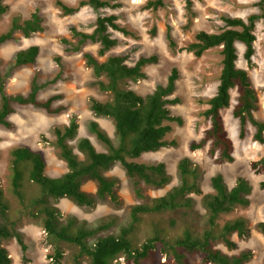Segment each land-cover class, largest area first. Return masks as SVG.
Here are the masks:
<instances>
[{
	"label": "trees",
	"instance_id": "16d2710c",
	"mask_svg": "<svg viewBox=\"0 0 264 264\" xmlns=\"http://www.w3.org/2000/svg\"><path fill=\"white\" fill-rule=\"evenodd\" d=\"M117 0H87L80 2L77 7H69L60 0L55 6L65 16L76 13L81 6L90 5L95 10L105 7H118ZM187 1L188 9L191 8ZM164 6L163 0H149L145 8L156 10ZM260 15H250L246 20L222 16L224 28L218 33L199 31L194 35L193 42L178 49L201 57L206 51L220 48L221 71L218 78L216 93L202 103L208 105L201 115L209 120L210 126L203 133L198 142L189 145L191 152L203 148L209 143L208 154L214 156L218 151L216 161L232 163L233 144L224 128L221 111L229 107L230 91L236 89V103L232 109V116L239 121V137L243 138L247 124L254 128L253 140L264 143V122L257 120L252 112L257 101L256 93L252 88L246 71L236 67V44L245 47L244 58L250 62L254 54L253 44L255 25L264 16V0L258 4ZM8 11L4 0H0V17ZM43 19L38 11L31 13L28 19L21 21L14 18L10 28L0 34V47L14 41L15 34L20 33L23 38L43 31ZM76 45L69 40L61 39V43L69 48L65 53H79L81 46L86 42L97 43V56L104 58L100 61L94 55L84 52L82 58L86 67L91 69L95 79L93 83L101 93L108 94L107 101L101 102L92 97L88 99L89 110L97 117H107L112 120L118 143L114 144L100 126L92 121L90 130L96 139L102 143L107 151L98 152L87 138L77 142V150L83 154L80 160L69 146L68 141L75 138L78 129L76 117H71L68 125L54 127V145L58 149V158L66 164L67 172L60 177L52 178L45 174V161L40 152L28 147H16L11 150L10 156V193L22 206L20 214L32 220H40L46 235L56 242L68 246L66 264H158L160 257H165L166 264H188L187 254H197L201 264H245L250 260V251L228 255L214 248L221 243L228 250L237 248L231 236L238 238L249 235L248 221L244 217H237L220 224L222 216L232 213L236 208L249 206V195L252 187L249 182L238 177L234 186L228 188L220 174L211 179L213 193L204 194L199 184V168L184 157L177 163L179 185L171 188L164 195L148 198L143 194V187L163 188L171 178L164 163L144 164L129 161L139 158L142 154L156 152L163 147L173 145L165 137L172 131L169 123L181 125L182 120L172 117L168 105L178 103V99L168 98L175 91L179 79V72L172 68L164 85L145 96L137 94L127 88V81L136 82L146 78L143 69L148 65H155L157 55L139 57L133 65H128L129 57L124 54L109 55L117 45L111 31L128 35L120 26L115 15L98 17L91 34L82 33L75 27L69 29ZM168 48L176 51L169 28L166 32ZM39 56V47L31 45L15 52L9 64L10 70L34 65ZM55 62L62 68L60 58ZM61 80V71L45 83H39L34 76L29 85L27 94H7L0 78V126L13 130L14 125L8 118L15 113V107H32L47 115H58L66 111V107L53 104L63 99L56 94L41 101L38 93L48 85H54ZM119 163L126 175L133 181L134 192L140 204L130 208L128 224L121 227L117 234L97 237L101 231L108 230L113 222L106 221L95 228H88L85 223L79 222L74 216L63 214L59 208L51 204L63 198L70 199L78 207L94 208L98 201L108 198L118 204L115 192L116 179L108 178L104 172ZM255 173L264 172V157L250 163ZM85 180L96 183L95 194H89L82 189ZM38 186L39 190L35 187ZM264 189V180L259 184ZM194 196H200L201 204L207 213L206 224L200 232L183 229L181 235H173L166 229L153 227L146 232L143 240L138 238L139 226L144 216H152L177 210H190L194 203ZM10 204L0 188V264H11L12 259L3 245L5 240L15 239L22 252V259L26 261L27 246L23 235L15 229V223L9 219ZM172 223V222H171ZM152 227V226H151ZM257 231L264 237V221L256 224ZM95 239L90 245L88 242ZM48 258L50 264H61L65 259L64 249L58 247Z\"/></svg>",
	"mask_w": 264,
	"mask_h": 264
},
{
	"label": "rangeland",
	"instance_id": "374dc122",
	"mask_svg": "<svg viewBox=\"0 0 264 264\" xmlns=\"http://www.w3.org/2000/svg\"><path fill=\"white\" fill-rule=\"evenodd\" d=\"M56 0H4L8 11L0 17V34L6 32L14 18L21 21L28 19L32 12L38 11L43 19V31L23 38L20 33L15 34V40L0 47V78L7 94L25 95L29 91L31 79L36 76L39 83H45L61 71V80L54 85H48L38 93V99L46 100L48 97L61 94L63 99L53 104V107L62 104L66 111L58 115H47L32 107H15V113L8 121L14 125L13 130L0 126V188L10 204L9 219L15 223V229L23 235L27 246L26 261L22 259V252L15 239L5 240L4 247L8 251L11 264H50L48 258L56 248L64 249L65 259L61 264H66L69 249L67 245L56 242L42 229L40 220H32L21 215L22 206L10 193V152L16 147H28L43 155L46 167L45 174L56 178L67 172L66 164L58 158V149L55 147L54 127L68 125L71 117H76L78 129L75 138L68 141L69 146L80 160L83 154L77 150V142L87 138L98 152H106V147L100 143L90 130V123L96 122L108 135L114 144L118 143L114 125L107 117H97L89 110L90 97L105 102L109 95L98 91L93 85L95 79L91 69L86 67L82 53L87 52L100 61L104 58L97 56L99 45L86 42L81 46L79 53H65L69 48L61 43L67 39L76 45L77 39L73 38L69 29L75 27L77 31L91 34L95 28L98 17L115 15L118 23L128 35L111 31L117 45L109 55L124 54L129 57L128 65H133L139 57L157 55L159 61L155 65H148L143 69L146 78L136 82L127 81V88L141 96L153 92L157 86L164 85L172 68L179 72V79L175 91L168 98L178 99V103L168 105L170 115L182 120L179 125L171 122L172 131L165 137L167 142L174 143L161 148L156 152L142 154L139 158L129 159L136 163L156 164L164 163L170 183L163 188L143 187V194L148 198L164 195L171 188L179 185L177 163L180 159L188 157L199 168V184L204 194L213 193L211 179L217 174L222 175L224 183L230 189L238 177L245 178L252 187L249 195V206L236 208L232 213L222 216L219 221L244 217L248 221L249 235L238 238L236 234L231 240L236 243L235 250H228L221 243L214 245L215 249L232 255L243 251H250L252 256L245 264H264V237L257 231L256 224L264 221V189L259 184L264 180V172L255 174L250 163L264 157V143L253 140L254 128L247 124L244 137H239V121L232 116V109L236 103V89L230 91L229 107L221 111V117L228 137L233 144V162L219 163L216 161L218 151L214 156L208 154L209 143L203 148L191 152L189 145L198 142L210 122L201 113L208 108L202 103L211 98L218 86V78L222 68L220 48L206 51L201 57L192 53L178 51L193 42L194 35L199 31L218 33L224 28L222 16L241 18L246 20L250 15L262 12L258 4L260 0H190L191 8L188 9V0H163L164 6L156 10L146 9L149 0H117L118 7H105L95 10L90 5H84L72 15H63L55 6ZM69 7H77L80 2L87 0H60ZM169 28L171 37L176 44V51L168 48L166 32ZM253 44L254 54L250 62L244 58L245 47L236 44V67L246 71L250 84L256 93L257 101L252 115L264 122V16L255 25ZM31 45L39 47V56L34 65L9 69V64L15 52ZM60 58L62 68L55 62ZM104 175L116 179L115 192L118 204L108 198L97 202L94 208L78 207L70 199L63 198L51 200L65 215L74 216L79 222L85 223L88 228H95L99 224L112 221V226L97 234V237L115 235L119 229L128 224L130 208L140 204L134 192L133 181L126 175L119 163L104 172ZM38 190L39 187L35 186ZM82 189L95 194L97 185L92 180H85ZM194 203L190 210H177L152 216H144L139 226L138 238L143 240L146 232L153 227L166 229L173 235H181L183 229L200 232L205 224L207 213L201 204L200 196H194ZM172 222V223H171ZM152 226V227H151ZM95 239L89 240L91 245ZM188 264H201L197 254H187ZM165 257H160L158 264H166ZM86 264V263H85Z\"/></svg>",
	"mask_w": 264,
	"mask_h": 264
}]
</instances>
